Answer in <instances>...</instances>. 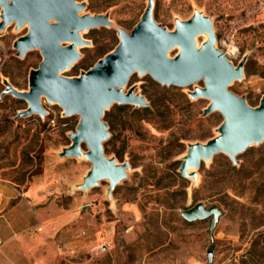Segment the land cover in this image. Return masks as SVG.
I'll return each mask as SVG.
<instances>
[{
	"label": "rangeland",
	"instance_id": "obj_1",
	"mask_svg": "<svg viewBox=\"0 0 264 264\" xmlns=\"http://www.w3.org/2000/svg\"><path fill=\"white\" fill-rule=\"evenodd\" d=\"M76 2L84 5L79 15L106 16L112 27L80 32L86 43L77 47L79 58L60 73L68 78L110 52L118 43L116 29L129 33L147 4ZM195 11L210 19L215 49L233 66L245 60L242 78L227 89L256 107L264 95V0H153L152 19L172 31L176 20L185 21ZM25 33L26 26L15 29L13 23L0 31V94L3 81L27 91L28 73L41 61L37 49L22 58L15 55L13 42ZM175 53L172 49L168 56ZM202 86V81L164 86L147 74L129 76L122 92L132 88L147 107L114 103L104 112L109 136L103 153L128 165L125 178L109 194L107 180L79 188L90 169L83 155L60 156L70 144L77 115L62 116L56 103L41 97L44 117L14 120L26 102L0 98V181L31 193L36 207L58 223L60 241L80 242L56 264H264V141L237 154L235 164L224 153L202 161L193 170L195 179L178 173L187 146L215 137L223 120L216 111L202 116L208 100L188 96ZM80 149L86 151L83 143ZM196 203L220 210L211 235L210 218L188 222L179 214Z\"/></svg>",
	"mask_w": 264,
	"mask_h": 264
},
{
	"label": "water",
	"instance_id": "obj_2",
	"mask_svg": "<svg viewBox=\"0 0 264 264\" xmlns=\"http://www.w3.org/2000/svg\"><path fill=\"white\" fill-rule=\"evenodd\" d=\"M83 4L76 0H0V31L8 24L15 29L26 26V33L13 42L16 56L37 49L41 61L28 73V90L18 91L7 81L0 98L10 95L26 102L14 120L37 114L44 117L40 105L44 97L62 109V116L77 115L75 130L69 133L70 144L62 149L61 157H83L90 169L79 185L86 190L107 180L108 194L126 176L127 163H116L103 153L102 143L108 139L104 112L114 103L145 108V99L129 89L122 92L132 73L147 74L164 86L187 87L202 81L188 96L191 99L208 100L202 116L218 112L223 120L216 129L217 135L205 143L188 145L178 167L182 178L196 177L193 170L202 161H209L218 153H224L235 164V156L251 144L264 141V95L256 107L245 103L244 98L228 91L227 87L243 75L245 60L233 66L218 49L214 48L215 35L210 19L195 11L189 19L174 22V29L166 31L152 19L153 0H147L144 11L129 33L117 28L118 43L92 67L76 77H64L60 73L78 58L77 47L86 42L80 32L95 27H112L106 16L79 15ZM199 35L206 39L196 46ZM176 53L168 56V52ZM86 151L82 153L80 145ZM188 221L210 218L208 234L220 215L216 206L205 208L202 203L180 211ZM210 261V253L207 254Z\"/></svg>",
	"mask_w": 264,
	"mask_h": 264
},
{
	"label": "crops",
	"instance_id": "obj_3",
	"mask_svg": "<svg viewBox=\"0 0 264 264\" xmlns=\"http://www.w3.org/2000/svg\"><path fill=\"white\" fill-rule=\"evenodd\" d=\"M57 226L46 209L36 207L31 193L0 181V264H56L80 246L60 241Z\"/></svg>",
	"mask_w": 264,
	"mask_h": 264
},
{
	"label": "bare ground",
	"instance_id": "obj_4",
	"mask_svg": "<svg viewBox=\"0 0 264 264\" xmlns=\"http://www.w3.org/2000/svg\"><path fill=\"white\" fill-rule=\"evenodd\" d=\"M205 40V36L204 35H199L195 38V42H196V46H199L201 41Z\"/></svg>",
	"mask_w": 264,
	"mask_h": 264
},
{
	"label": "trees",
	"instance_id": "obj_5",
	"mask_svg": "<svg viewBox=\"0 0 264 264\" xmlns=\"http://www.w3.org/2000/svg\"><path fill=\"white\" fill-rule=\"evenodd\" d=\"M103 118L107 120V118H109V115L107 113H105Z\"/></svg>",
	"mask_w": 264,
	"mask_h": 264
}]
</instances>
